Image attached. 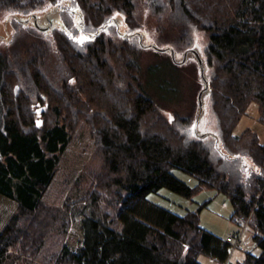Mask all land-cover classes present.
Returning a JSON list of instances; mask_svg holds the SVG:
<instances>
[{
	"label": "trees",
	"instance_id": "trees-1",
	"mask_svg": "<svg viewBox=\"0 0 264 264\" xmlns=\"http://www.w3.org/2000/svg\"><path fill=\"white\" fill-rule=\"evenodd\" d=\"M47 6L61 27L28 25ZM143 14L178 31L166 51L205 35L201 133L204 106L169 118L141 87ZM4 15L13 33L0 38V264H201V253L229 264L231 244L197 211L147 201L161 188L224 193L261 250L238 264H264V143L249 128L234 133L251 103L264 124V0H0ZM52 237L60 247L45 253Z\"/></svg>",
	"mask_w": 264,
	"mask_h": 264
},
{
	"label": "rangeland",
	"instance_id": "rangeland-1",
	"mask_svg": "<svg viewBox=\"0 0 264 264\" xmlns=\"http://www.w3.org/2000/svg\"><path fill=\"white\" fill-rule=\"evenodd\" d=\"M53 9V6H47L37 11L35 18L32 17L28 25H33V20L35 19L37 25L42 29L48 26L50 28H60L61 21L56 14L52 13ZM144 15V19L139 17V22L146 24L138 30L139 35H141L140 42L144 43V46L146 44L151 45L143 48L138 57L141 87L155 100L160 109L169 118L173 117L176 112L182 115L196 114L197 109L200 107L198 94L203 88L204 80H202L198 60L190 50L198 53L204 69L203 48L206 43L205 35L198 33L196 42L188 52L185 51L184 47L172 48V56L171 51H166L165 49L173 47L178 31L175 32L176 30L171 26L172 23L169 22V18H162V14L152 17L148 16L149 14ZM20 17L26 18L25 16ZM115 20L119 24L121 31L129 29L122 14L117 13ZM162 24L167 27L163 36L156 32L157 26L162 28ZM12 33L13 27L9 21V16L0 17V38L10 37ZM206 94L207 92L201 91L200 102L201 107L203 108L204 106V110L202 120L197 126L199 133L206 130L203 121L205 116L209 115L210 110L206 104ZM257 117V105L251 103L237 124L234 133L239 134L245 128H249L257 134L260 142L264 143V124L259 122ZM171 172L189 186L197 185V180L190 174L178 169H173ZM83 190L84 187L82 185L77 190L75 189V193L81 194ZM146 199L149 203L178 215H183L189 211H197L200 218V226L224 240L227 239L229 232H235L239 228L236 220L232 218L233 209L229 199L224 193L214 189L201 188L191 197H186L172 190L161 188L156 193L148 194ZM240 225L243 226V221H241ZM60 242L59 238L52 237L51 242L44 247V252L57 251L60 247ZM242 243L244 250L239 248L230 249L229 264H238L243 259L245 251H250L254 255L260 254V248L254 245L251 240V230L248 225L245 228ZM197 260L201 264H220L217 260L202 253L197 256Z\"/></svg>",
	"mask_w": 264,
	"mask_h": 264
},
{
	"label": "built area",
	"instance_id": "built-area-1",
	"mask_svg": "<svg viewBox=\"0 0 264 264\" xmlns=\"http://www.w3.org/2000/svg\"><path fill=\"white\" fill-rule=\"evenodd\" d=\"M248 219L249 217L243 222V226L239 224V228L235 232H229L227 234L226 240L231 244L232 249L234 248L244 249L243 243H242V237H243L245 228L247 226ZM224 264H226V262Z\"/></svg>",
	"mask_w": 264,
	"mask_h": 264
},
{
	"label": "water",
	"instance_id": "water-1",
	"mask_svg": "<svg viewBox=\"0 0 264 264\" xmlns=\"http://www.w3.org/2000/svg\"><path fill=\"white\" fill-rule=\"evenodd\" d=\"M139 38H140V40H141V35H139ZM161 50H162V49H161ZM170 51H171V54H172V56H173V50L170 49ZM192 52L195 54V56H196V58H197V60H198V63H199V65H200V70H201V76H202V78L204 79V74H203V64H202V61H201V59H200V57H199V55H198V53H197L196 51L192 50ZM204 83H205V88H207V87H208V83H207V81H206L205 79H204ZM200 95H201V91H200V93L198 94L199 106L201 107Z\"/></svg>",
	"mask_w": 264,
	"mask_h": 264
}]
</instances>
